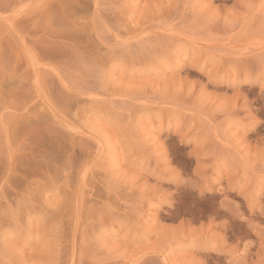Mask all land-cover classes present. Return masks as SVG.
Wrapping results in <instances>:
<instances>
[{"label": "rangeland", "instance_id": "obj_1", "mask_svg": "<svg viewBox=\"0 0 264 264\" xmlns=\"http://www.w3.org/2000/svg\"><path fill=\"white\" fill-rule=\"evenodd\" d=\"M0 264H264V0H0Z\"/></svg>", "mask_w": 264, "mask_h": 264}, {"label": "bare ground", "instance_id": "obj_2", "mask_svg": "<svg viewBox=\"0 0 264 264\" xmlns=\"http://www.w3.org/2000/svg\"><path fill=\"white\" fill-rule=\"evenodd\" d=\"M11 179V178H10Z\"/></svg>", "mask_w": 264, "mask_h": 264}]
</instances>
